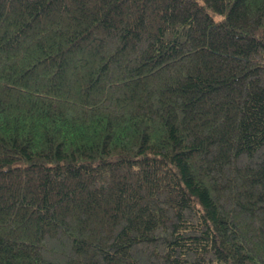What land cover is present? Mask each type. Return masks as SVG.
Wrapping results in <instances>:
<instances>
[{
  "label": "trees",
  "instance_id": "1",
  "mask_svg": "<svg viewBox=\"0 0 264 264\" xmlns=\"http://www.w3.org/2000/svg\"><path fill=\"white\" fill-rule=\"evenodd\" d=\"M0 264H264V0H0Z\"/></svg>",
  "mask_w": 264,
  "mask_h": 264
}]
</instances>
